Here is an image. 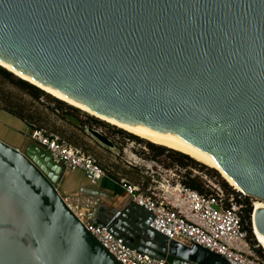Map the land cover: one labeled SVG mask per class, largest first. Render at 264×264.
Returning <instances> with one entry per match:
<instances>
[{
  "label": "water",
  "instance_id": "95a60500",
  "mask_svg": "<svg viewBox=\"0 0 264 264\" xmlns=\"http://www.w3.org/2000/svg\"><path fill=\"white\" fill-rule=\"evenodd\" d=\"M0 61L100 116L216 161L264 201V0H0ZM64 171L35 143L0 138V264H122L63 200L78 195L99 200L85 211L91 223L140 254L229 264L151 228V213L123 190L118 200L88 181L60 194ZM252 214L264 245V204Z\"/></svg>",
  "mask_w": 264,
  "mask_h": 264
},
{
  "label": "built area",
  "instance_id": "2783aa9c",
  "mask_svg": "<svg viewBox=\"0 0 264 264\" xmlns=\"http://www.w3.org/2000/svg\"><path fill=\"white\" fill-rule=\"evenodd\" d=\"M29 126L28 140L42 147L64 170H80L90 183L105 176L91 154L41 127ZM117 183L131 202L151 213L149 226L167 239L186 245L196 243L220 255L229 264H264L254 251L258 244L250 243L241 229L240 202L218 185L212 189L205 185L208 192L199 193L184 185L172 170L152 171L148 179L135 182L119 177ZM236 194L238 199L242 198ZM63 200L86 230L120 263L164 264L162 260L124 246L122 240L105 227L91 223L85 211L96 203L95 199L72 196L63 197Z\"/></svg>",
  "mask_w": 264,
  "mask_h": 264
},
{
  "label": "rangeland",
  "instance_id": "374dc122",
  "mask_svg": "<svg viewBox=\"0 0 264 264\" xmlns=\"http://www.w3.org/2000/svg\"><path fill=\"white\" fill-rule=\"evenodd\" d=\"M11 76L15 77L12 74ZM51 98L53 97L44 92L38 97H34L0 74V138L23 148L28 141L29 124H32L56 134L91 154L107 177H123L129 181H137L141 178L148 179L152 171L172 170L179 178H182L184 172H190L192 175L199 176L208 188L212 189L217 186L216 180L205 174L203 170L190 167L182 168L164 154L153 155L145 146L148 141L123 130V133L114 132L109 127L112 125L97 118L95 119L99 123L89 125L86 118L90 115H86L77 108L78 112H71L63 106L59 107ZM91 118L94 117L91 116ZM89 126L103 133L113 142L114 146L108 148L97 143L84 130ZM126 134H130L134 138H130ZM217 174L219 180L222 179L230 189L235 191L223 175L218 172ZM72 176L77 183H88L80 171L72 173ZM248 197L253 205L255 199ZM249 226L253 242L258 244L255 235H253L252 215L249 216Z\"/></svg>",
  "mask_w": 264,
  "mask_h": 264
},
{
  "label": "trees",
  "instance_id": "16d2710c",
  "mask_svg": "<svg viewBox=\"0 0 264 264\" xmlns=\"http://www.w3.org/2000/svg\"><path fill=\"white\" fill-rule=\"evenodd\" d=\"M0 74L10 80L12 83H14L16 86H18L20 89L24 90L25 92L33 95L34 97H38L39 94H42L43 91L37 89L35 86L29 84L28 82H25L19 78L16 77H12L11 73H8V71H4V69H2L0 67ZM55 104L59 107L63 106L64 108H67L68 110H70L71 112H78V110L72 106H68L67 104H64L63 102L51 98ZM87 121L89 122V125H95L98 122V120H96L95 118H91V117H87L86 118ZM114 132L117 133H123V131L119 128H114V126H109ZM126 136L130 137V138H134V136L130 135V134H126ZM145 146L147 147V149L149 150V152H151L153 155H161L164 154L165 156L171 158L174 163L182 168L185 167H190V168H195L197 170H203L205 174H207L209 177H212L216 180L217 185L224 190L225 192H230L233 194L234 199L237 202H240L241 204V229L245 231L246 233V238L248 239V241H250V243H255L253 242V237L251 235V229L249 226V216L251 214V210L253 208L252 205V201L250 200V198L248 196H243L242 198L238 199L237 198V194L230 189V187L222 180V179H218L217 176V172L215 170H213L212 168L210 169L209 167H206L205 165L192 160L191 157L187 156L186 154H183L179 151H175L172 149H168L166 147L160 146V145H156L153 143H149L146 142ZM163 147V148H162ZM87 180V179H86ZM88 181V180H87ZM181 181L184 185H186L187 187L196 190L199 193H206L208 192V189L205 187V183L201 180V178H199V176L196 175H192L190 172H184L181 178ZM255 202V200H254ZM253 202V203H254ZM255 253L257 254L258 257H260L261 259L264 260V250H262L259 246L256 247L254 249Z\"/></svg>",
  "mask_w": 264,
  "mask_h": 264
},
{
  "label": "bare ground",
  "instance_id": "6f19581e",
  "mask_svg": "<svg viewBox=\"0 0 264 264\" xmlns=\"http://www.w3.org/2000/svg\"><path fill=\"white\" fill-rule=\"evenodd\" d=\"M0 67L2 69H4V71H8V73H11L12 75H14L16 78H19L25 82H28L29 84L35 86L37 89L43 91L44 93H46L47 95L53 97L54 99H57L65 104H67L68 106H72L74 108H77L79 109L80 111L86 113V115H90V117H94V118H97L109 125H112L116 128H119L125 132H128L130 134H133L139 138H142L150 143H153V144H156V145H160V146H163V147H166L168 149H172V150H175V151H179L183 154H186L187 156L191 157L192 160L194 161H197L201 164H204L206 165L207 167H209L210 169L212 168L213 170H215L216 172H218L219 174L223 175L224 178L229 182L230 186L235 190V192L237 191L239 193V195H247V196H250L248 193H246L244 190H242L223 170L222 168L218 165V163L204 155H201L197 152H194L192 150H189L185 147H182L180 146L179 144L171 141L170 139L162 136L161 134L155 132V131H152V130H149V129H146V128H143V127H140V126H131V125H127V124H122L120 122H116L110 118H106V117H103V116H100L96 113H94L93 111L89 110L87 107L71 100L70 98L62 95V94H59L57 92H55L54 90L48 88V87H45V86H42L41 84H38L35 80L31 79L30 77L12 69L10 66L6 65L5 63L1 62L0 61ZM162 147V148H163ZM236 192V193H237ZM251 198H254L252 196H250ZM255 199V202L253 203V209H254V206L257 204V202L259 203H262L264 204V201L263 200H259V199ZM252 217H253V214H252ZM252 224H253V219H252ZM253 235H255V238L257 240V243H258V246L260 248H262L264 250V245L261 243V241L259 240L256 232H255V229H254V226H253Z\"/></svg>",
  "mask_w": 264,
  "mask_h": 264
},
{
  "label": "crops",
  "instance_id": "0c3cea01",
  "mask_svg": "<svg viewBox=\"0 0 264 264\" xmlns=\"http://www.w3.org/2000/svg\"><path fill=\"white\" fill-rule=\"evenodd\" d=\"M76 171H80V170H75V171H64L63 174L60 176V179L57 183L56 189L60 194H73L77 191V188L80 184H89L85 183V182H79L77 183L72 176V173H75ZM81 172V171H80ZM117 178H112V177H101L100 179H98L93 185H95L96 187H99L101 189H103L104 191L112 194L114 196V198L121 200L124 198L125 194L122 191L121 187L119 186V184L117 183ZM135 182V181H132ZM81 198H86L88 196H81L78 195ZM90 198V197H88ZM95 199V198H92ZM96 203L99 201L97 199ZM95 203V204H96Z\"/></svg>",
  "mask_w": 264,
  "mask_h": 264
}]
</instances>
